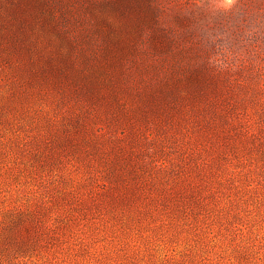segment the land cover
<instances>
[{"label": "rangeland", "instance_id": "rangeland-1", "mask_svg": "<svg viewBox=\"0 0 264 264\" xmlns=\"http://www.w3.org/2000/svg\"><path fill=\"white\" fill-rule=\"evenodd\" d=\"M0 264H264V0H0Z\"/></svg>", "mask_w": 264, "mask_h": 264}, {"label": "trees", "instance_id": "trees-1", "mask_svg": "<svg viewBox=\"0 0 264 264\" xmlns=\"http://www.w3.org/2000/svg\"><path fill=\"white\" fill-rule=\"evenodd\" d=\"M45 208L35 206L29 212H19L15 219L13 218L9 238L14 242L16 251L25 253L34 250L56 236L57 231L44 221ZM70 222L74 223L71 218Z\"/></svg>", "mask_w": 264, "mask_h": 264}]
</instances>
